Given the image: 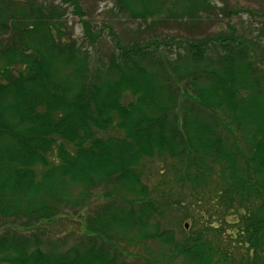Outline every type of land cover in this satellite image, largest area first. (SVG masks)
<instances>
[{
  "label": "trees",
  "instance_id": "obj_1",
  "mask_svg": "<svg viewBox=\"0 0 264 264\" xmlns=\"http://www.w3.org/2000/svg\"><path fill=\"white\" fill-rule=\"evenodd\" d=\"M2 1L0 216L21 223L0 231V264H134L118 242L153 240L182 264H264V47L213 35L171 40L174 55L169 43L115 42L94 56L62 35L52 2ZM62 1L94 47L99 32L77 0ZM117 2L142 21L209 6ZM155 159L167 160L166 179L149 186L141 178ZM80 208H90L84 232L60 248L62 234L42 224ZM176 211L193 227L180 238L166 225Z\"/></svg>",
  "mask_w": 264,
  "mask_h": 264
},
{
  "label": "rangeland",
  "instance_id": "obj_2",
  "mask_svg": "<svg viewBox=\"0 0 264 264\" xmlns=\"http://www.w3.org/2000/svg\"><path fill=\"white\" fill-rule=\"evenodd\" d=\"M209 6L198 9L195 15L189 7L182 13L168 11L163 8L160 17H147L144 21L135 20L131 17L124 7H120L117 0H77L83 13L82 19L88 20L92 24L95 32H99V38L94 47L83 41V28L79 15L74 12V6L70 2L62 0H3L2 8L8 7V2H13L12 9L28 8L29 4H40V2L50 3L57 6L58 17L53 20L60 21L59 28L65 38L76 40L81 45L90 48L94 56L107 57L114 53V43L119 42L121 45H130L135 42L140 44L149 42L169 43L167 52L174 55L177 52V45L171 40L182 41L184 39H200L206 36H234L239 41L242 39L254 44L257 53L260 54V48L264 47V0H204ZM202 4H200L201 6ZM182 13V14H181ZM3 20V19H2ZM7 35H0V42L7 41ZM4 42V43H5ZM3 43V44H4ZM159 44V45H160ZM160 50L166 49L159 46ZM264 59V53H263ZM161 160L151 161V165L146 164L144 176L141 180L149 186L155 185L159 180H165V176L158 175L159 169H164L167 160L162 164ZM100 190L87 201V205H98L102 198ZM91 207V206H90ZM90 208L67 209L56 216L51 222L43 223L42 226L48 225L53 234L60 233L62 238L53 242L60 243V248L68 247L77 241V237L82 234L87 212ZM65 213V214H64ZM177 219L166 221L167 228L172 230L175 237L180 238L184 234L190 233L191 219L182 217V214L175 212ZM12 222V223H11ZM21 222L16 219H3L0 216V231L7 225H19ZM187 224V225H185ZM185 225V227H183ZM190 226V230H188ZM196 229V227H195ZM18 230V229H15ZM25 234L29 235L35 232V228H28ZM84 232V231H83ZM49 239L46 234L42 240ZM138 242V241H137ZM127 243L118 242L122 247L120 257L123 260L134 264H182L183 257H173L172 251L167 245L160 241H146ZM45 248V247H43Z\"/></svg>",
  "mask_w": 264,
  "mask_h": 264
}]
</instances>
